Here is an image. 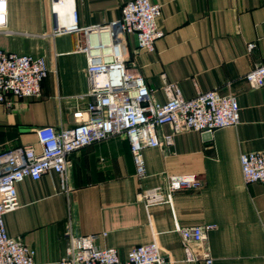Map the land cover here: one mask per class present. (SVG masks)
I'll return each instance as SVG.
<instances>
[{
	"label": "crops",
	"instance_id": "obj_1",
	"mask_svg": "<svg viewBox=\"0 0 264 264\" xmlns=\"http://www.w3.org/2000/svg\"><path fill=\"white\" fill-rule=\"evenodd\" d=\"M79 25L95 27L118 19L128 0H75ZM162 6L155 50L138 48L127 36L131 71L144 76L153 98L166 102L165 85L177 83L185 98L200 91L234 94L241 107L235 126L211 135L187 131L173 144L143 150L146 172L138 175L125 134L111 136L69 156L71 190L63 192L55 172L17 184L19 207L4 216L7 233L35 251L37 264H58L65 230L97 234L98 247H114L122 259L134 246L157 243L164 264H264V185L242 178L241 154L264 150V86L253 88L246 73L264 64V0H151ZM52 0H8L7 32L0 49L45 57L48 76L37 98L0 103V152L38 145L37 128L70 127L75 113L87 116L91 97L81 32L52 35ZM254 42L250 51L248 44ZM169 124L159 129L171 133ZM194 173L197 187L171 193V202L145 205L137 194L164 185L171 174ZM211 223L203 243L184 242L177 225ZM103 232L105 234H103ZM188 253L196 260L187 259Z\"/></svg>",
	"mask_w": 264,
	"mask_h": 264
},
{
	"label": "built area",
	"instance_id": "obj_2",
	"mask_svg": "<svg viewBox=\"0 0 264 264\" xmlns=\"http://www.w3.org/2000/svg\"><path fill=\"white\" fill-rule=\"evenodd\" d=\"M51 11L55 26L52 35L81 32L84 44L79 49L87 57L91 97L87 116L75 113L76 124L56 128L47 125L37 128L38 145L25 144L0 152V264H37L35 251L20 237L7 233L4 216L19 207L17 184L26 178L37 181L43 174L55 172L60 189L68 193L69 156L85 146L111 136L125 134L131 144L138 175L146 172L143 150L173 144L174 136L187 131L212 134L217 128L235 126L241 120V107L234 94H222L212 89L185 98L177 83L165 85L167 101L153 98L143 75L127 66V36L135 33L138 48L155 50L161 35L158 20L162 6L151 0H128L120 18L95 27L79 25L75 0H52ZM8 0H0V33L7 32ZM256 44L250 42L252 51ZM45 57L17 54L0 49V103L12 107L14 100L37 98L42 93V82L48 76ZM253 88L264 86V64H258L245 75ZM171 126V133L161 137L159 129ZM242 178L246 183L264 185V150L241 154ZM194 173L171 174L164 185L141 190L137 197L146 206L171 202V193L184 187H197ZM211 223L177 225L184 242L203 243L214 229ZM103 234H105L103 232ZM97 234L78 235L73 225L65 230L66 246L58 264H164L156 242L132 247L122 259L114 247H98ZM187 259L196 260L188 253ZM205 264L212 259L203 254Z\"/></svg>",
	"mask_w": 264,
	"mask_h": 264
},
{
	"label": "water",
	"instance_id": "obj_3",
	"mask_svg": "<svg viewBox=\"0 0 264 264\" xmlns=\"http://www.w3.org/2000/svg\"><path fill=\"white\" fill-rule=\"evenodd\" d=\"M207 135H211L210 133H206Z\"/></svg>",
	"mask_w": 264,
	"mask_h": 264
}]
</instances>
